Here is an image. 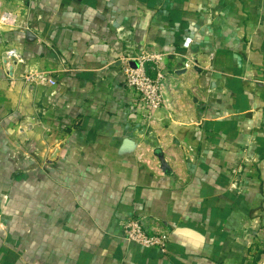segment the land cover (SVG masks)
Masks as SVG:
<instances>
[{
  "label": "crops",
  "instance_id": "0c3cea01",
  "mask_svg": "<svg viewBox=\"0 0 264 264\" xmlns=\"http://www.w3.org/2000/svg\"><path fill=\"white\" fill-rule=\"evenodd\" d=\"M0 6L22 23L0 24L22 57L0 62V264H264V0ZM145 50L148 114L116 61ZM140 215L165 253L122 239Z\"/></svg>",
  "mask_w": 264,
  "mask_h": 264
},
{
  "label": "built area",
  "instance_id": "2783aa9c",
  "mask_svg": "<svg viewBox=\"0 0 264 264\" xmlns=\"http://www.w3.org/2000/svg\"><path fill=\"white\" fill-rule=\"evenodd\" d=\"M0 24L19 27L22 23H19L15 13L1 9L0 6ZM163 57V52L145 50L134 56L121 55L116 59L123 74V85L136 94L140 108L147 114L166 102L163 92V87L166 85V72L162 69ZM21 60L22 57L15 47L7 46L3 49L0 62L7 76L13 77L14 66ZM180 66V69H191L194 65L191 60L185 58ZM148 71L153 72L154 75ZM25 79L40 84H56V79L43 70L29 71ZM122 239L141 247L155 248L162 253L167 251L169 243L168 233L161 229L148 230L143 223L142 215L131 217L123 223Z\"/></svg>",
  "mask_w": 264,
  "mask_h": 264
}]
</instances>
